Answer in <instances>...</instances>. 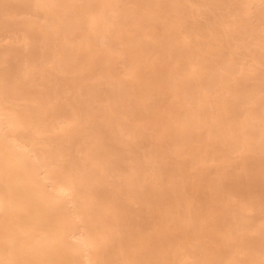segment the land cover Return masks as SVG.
<instances>
[{
  "label": "bare ground",
  "instance_id": "bare-ground-1",
  "mask_svg": "<svg viewBox=\"0 0 264 264\" xmlns=\"http://www.w3.org/2000/svg\"><path fill=\"white\" fill-rule=\"evenodd\" d=\"M17 1H19V3H21L23 5H28L31 2L30 3L31 6L28 5V6H30V13L32 15H36V16L41 14L40 18L43 19L42 24H40L41 19L39 22L34 18H31V19L28 18V19H26V21L23 20V22L25 21V23H27L29 25V30L27 32L30 36L29 38L32 41L34 40L36 42V40H37L39 42L41 52L38 56L42 60L46 61L47 57H45V56L51 55V60H49V62L50 61L55 62L53 66H55V64H56V68L60 71L59 73H62L61 71H66V69H67L66 66H69V67L73 68L72 70H70V71H73V73L75 70L81 71L80 74H82V77H85L86 73L88 72V71L84 72L83 71L84 69H86V70L93 69V66L91 68L90 64H92V65L96 64L95 58L98 55H97L96 49L94 47L95 45H97V43L95 44V41L98 37H103V32L107 28L114 26V23L116 22V23H120V25L122 24L124 27H126V29L128 26V30H129V29H133L132 28V27H134L133 25L138 27L137 22L140 21V19L138 17L137 18L134 17L136 19V20L134 19L135 22L132 21L133 17L131 18L132 20L130 19L132 12L129 16V13L131 10L129 11V13H126V10L124 11L122 8L120 10H122L123 12L120 15L117 12L116 14L118 17L114 16V13L118 10L117 2H119V1L121 2L122 0H101V2H100L101 9L105 8V4H103V3L106 1H109V4H107L108 6L106 9V13L100 9V12H99L100 14H98V17L94 16L90 20H88V19L85 20L87 26L82 23L85 27L84 26L81 27V29L82 28H84V29L81 30L82 32L79 35L80 37H78V35H77L78 40H76V42L73 40L74 45L69 44V46L72 45V47H70V48L64 47L67 44L66 43H65L66 45L63 44L62 39H61V41H62V44L64 46L58 45L56 47V45H57L56 43L59 42L60 38H61L60 37L61 35H59V37H60L58 39L59 41L57 40L58 36H56V35L58 34V32H60V34H62V35L64 33V35L66 36L65 37L63 35L64 38H68L67 32H64V31H67L69 28L71 29L70 26H72L74 28L77 22H78L77 25L80 26L81 23H79V21L81 22L83 20L82 18H80L81 16H83L82 12L80 15V12H79L80 10L78 8H76V6L73 4L74 0H17ZM202 1H205V0H201V2ZM217 1L219 3L220 0H211V2H213V3H216ZM257 1H258V3H259V1H261L262 6L261 7L259 6L260 8L256 13L259 12L260 17L264 21V0H249V2L251 4L255 3ZM132 2H134V4L132 3L134 5V6H132V8H134V9H132L133 15L134 14L136 16L140 15L142 18H143V16L148 17V18L149 17L153 18V16L155 15L154 14L155 10H154L153 6L156 5L158 7L157 9L158 10L160 9V11H162V14H160V16L162 17V19L164 21V19L168 16V10L172 9L174 14H175L174 22H176V24L174 22H170V24L163 25L162 28L164 30L162 31L161 36L152 37L155 40L153 39L151 44L149 42L147 43V42L141 41L142 43H138L139 41L138 42L136 41L137 45H134V43H132L134 45V47L132 45H131V47L126 46V47H129V49L123 46L124 48H122L121 51H122V53L124 51V53L126 54V58H124V59L122 58V59L125 60L126 63H128V69L127 70H129L132 73L133 78L131 77L132 79L130 81L128 80L129 82H127V81L123 82V81H120V79H117L118 80L117 82H115L116 80L114 82H112V84L114 86L112 87L113 89L111 92H113L114 96L111 94L112 95L111 100H118V97H120V100H121L122 99L121 95L123 94L122 92H124V91L127 92L128 94L132 95L134 92H136L137 89L139 91L144 90L145 84H146V86L149 85V86H147V88H151L153 85L160 87L162 90L161 91L159 90V92L161 93V95H163V94L168 93L166 90V87H168V85H170V83L175 84L176 86H178L180 88V90H176V91L174 90V92H172L175 95L174 97H176V98L181 97V96L187 97L186 99H189L188 100L189 102H191L190 100L194 99L195 103H196V106L194 109L196 111H198V117L196 116L197 119L193 118L194 120L190 119L189 116L192 115L191 111H193V110H190V109L186 110L185 109L188 112V114H190V115H188V117H186L184 119H181L185 115V114H183V116L180 118L181 120H179V118H178V121L177 120L174 121V122L177 121L176 124L178 125L177 127H179V128L175 127V129L172 128L171 131L169 130L171 132V135H172L171 137H173L175 139H179L177 142L180 141L181 144L183 143V144L188 145L186 152H188L189 154H192V157H190V160L193 157L196 159V161H194L193 163H196V162L204 163L205 161L208 162L209 159L211 158V156H213L212 155L213 152L220 151L219 149H221V148L218 149V148L213 147L214 145L212 146L213 143L211 144V141H212L211 140L210 143L207 142V143H209V144H207L209 146L206 147L204 145L205 148L204 149L202 148L203 154H201L200 153L201 150L198 152L197 150L194 149V147L191 148L190 144H188L187 142L190 139H192V137L194 136V132H193L194 128L196 130V128H199L200 126H202L203 118L208 113V110L205 109L206 107L204 108L205 105L202 107L201 103L204 101L206 103H209L210 100L208 99L209 97H208V94L206 93V91L202 90L203 92H201L200 90H197V91H194V93H189L188 90H187L188 92L186 91V87L190 86V84H189V82H187L188 79H182V77L184 75L183 76L180 75L181 77L177 78L180 74V71H181L180 67L182 66V65L179 66L178 62H179V60H183V62H187L188 60L191 59V57H192V60L194 59L193 61L190 60L188 63H191V66H193V67L196 65L198 67V72H197V75L196 76L193 75L194 78L191 77L192 79L189 81L191 83V86H195L197 88L200 87L202 85V83L203 84H209V83L212 84V82L215 79L223 80L225 78L224 76L226 74H228V72H230L229 70L231 69L230 68L231 65L230 64L223 65V63H222L223 66H220V65H218V63H219L218 61H217L218 62L217 65H215V66H212L213 64H211V65L206 64L204 62V61H206V59L200 60V58H199V55L201 54V53L199 54L200 50H198L200 43H197L195 41L193 43V40L188 39L191 37H188L187 38L188 40L187 39L185 40L183 38V40H185V41H182V43L184 44V46H185V44H187V46H190V47L187 48L186 50L182 49L183 51L180 50V52L178 54H176V57H177V59L175 60L176 66L171 64V66H169L167 69H165L166 72H164V74H165L164 76H162L163 71L160 72V70H158L156 68V66H153L154 68L151 69L152 72L150 71V75H149L150 77L149 76H147L145 78L142 77L143 74L140 75L139 74L140 71L137 72L138 71L137 68H138V66L140 67V65H142V63H143L142 57L144 56V54L146 52H148L152 47H154L155 46L154 44L158 41H161L159 43H162L164 41L167 44V42L170 41V39L174 38L173 35L175 36V33H176L178 27L181 26L184 22H186L185 15H188L190 12L193 14V12L191 9L188 10V8H187V10H186V8H184V6L182 7V5H180L181 4L180 0H134ZM191 2H194V1L191 0ZM213 3H211V4L208 3V4L212 5ZM13 4L15 5V3H13ZM13 4H11V5H13ZM17 4H18V2H17ZM199 4H200V1H199ZM203 4H205V3H203ZM224 4H223V6H224L223 10L226 6V3H224ZM214 5H212V6H214ZM78 6L80 7V5H78ZM218 6L220 8V5H218ZM248 6H249L248 8H250V4ZM194 7H196V5ZM17 8L18 7H15V9H17ZM55 8H56V10H55ZM82 8H84V7H82ZM207 9H209L208 6H207ZM221 9H222V7H221ZM247 10H244L243 13H248ZM231 11H232V9H231ZM194 12L196 14V11H194ZM201 13L199 12V14H201ZM232 13H234V12H232ZM238 13H239V11H238ZM112 15L116 19L115 21L112 20V18H111V17H113ZM157 15H158V13H157ZM193 15H191V16H193ZM244 15H246V14H242V16H244ZM256 16H257V14H256ZM245 17L243 19H245ZM0 18H1V16H0ZM155 19H157V18H155ZM236 19H238V18L236 17ZM2 20H4V19H2ZM143 20H144V18H143ZM145 20H146V18H145ZM239 20H241V19H239ZM141 21H142V19H141ZM263 21L261 20V24ZM17 22H16V24L22 23L21 21L18 23ZM246 22L247 21H245V23ZM0 23H2V21ZM3 23L5 24V22H3ZM71 23H73V24L70 25ZM164 23H166V21H164ZM139 24H143V23L139 22ZM148 24L149 23H147V25ZM232 25L234 26V30H235V28L236 29L238 28L237 31H239V34L241 32L246 33V32H244L245 30H251L253 32V29H254L253 27H252L253 29L252 28L249 29L252 25L248 26V24L240 25V24L234 22V24H232ZM17 27H19V25ZM152 27H153V25H152ZM113 28H111V29H113ZM123 30H124V28L121 31L120 30L119 31L122 32ZM191 30L194 31L193 29H191ZM224 30H226V29L224 28ZM61 31H63V32L61 33ZM226 31H228V29ZM210 32H212V31H210ZM194 33H195V35L199 34L196 31H194ZM228 33H230V32L228 31ZM118 34L120 35L121 33H118ZM23 35H25L26 38H28L24 32H23ZM114 35H117V34H114ZM212 35L216 36V34H214L213 32L211 33V36ZM229 35H231V34H227V35H225V37L229 36ZM241 35H243V34H241ZM253 36L254 35H252V37ZM72 37H69V38H72ZM113 37H114L113 38L114 40L119 38L118 36H116L117 37L116 39H115V36H113ZM235 37H233V39ZM254 37H256V36H254ZM262 37H264V36H262ZM68 39H66V40H68ZM119 39H117L116 41H120ZM122 39H124V38L122 37ZM258 39L255 41H257L256 44L259 45ZM31 40H30V42H32ZM66 40H64V42ZM124 40H126V39H124ZM124 40H123V42H125ZM129 40L131 41L132 38H130ZM222 40H223V38H222ZM222 40H218L215 38L213 40V44L214 43L217 44L218 41L221 42ZM224 40H225V38H224ZM70 41H71V39H70ZM225 41L227 42L228 39H226ZM225 41H224V43H225ZM28 42H29V40H28ZM68 42H69V40H68ZM120 42L122 43V41H120ZM259 42H260V39H259ZM60 43H58V44H60ZM100 43H102V41ZM261 43L264 44V39L261 40ZM213 44H212V42H211V44L209 43L208 47H211ZM26 45H28V44H26ZM169 47H170V45H169ZM169 47H167V48H169ZM259 47H261V46H258V48H255V49L260 50ZM13 48H14L13 46L12 47L8 46V47L4 48V51L2 52V54L3 53H6V54H4L3 56H6L8 54L7 52L13 50ZM107 48H108V46H107ZM109 48H111V47H109ZM194 48L197 49V51H194ZM261 48L264 49L263 47H261ZM16 49H14V50H16ZM119 49H120V47H116L115 48L116 52H117V50H118V52H120ZM201 49H202V47H201ZM255 49H254V52H251L252 49L250 50V52L252 53L251 54L252 57H250V58H252V60L255 63H257V62L260 63L262 60L264 61V58H261L262 60H260L261 56L264 57L263 56L264 50H260V51H263L262 55H261L260 51L257 52V51H255ZM2 50L3 49L1 47V51ZM14 50L11 52L12 53L15 52ZM97 50H99V49H97ZM105 51L107 53L106 49H105ZM105 51H103V53H105ZM112 51H113V49H112ZM99 52H100V50H99ZM110 52H111V50H110ZM110 52H109V54H110ZM26 53L28 54L29 52H26ZM103 53H102V55H103ZM238 54H240V53H238ZM24 55L26 56V54H24ZM27 57H29V56H27ZM100 57H102V56H100ZM100 57H98V59H99V60L97 59L98 61H100V59H101ZM30 58H31V55H30ZM27 59H29V58H27ZM109 59H110V57L107 58V61H109ZM111 59H113V58H111ZM6 60L4 57L3 61L6 62V64L10 65V63H7ZM24 60H26V59H24ZM74 61H77V62L79 61L81 63V66H79L78 68L75 67V65L72 64ZM150 61H151V59H150ZM27 62H28V60H27ZM28 64H30V61ZM105 64H107V63H105ZM215 64H216V61H215ZM4 65L2 68H4ZM147 65H145V66H147ZM151 65H153V64L151 63ZM261 65L263 66L264 64H262V62H261ZM30 66H32V65L30 64ZM33 66L36 67L37 64L33 63ZM254 66H256V65H254ZM6 67H8V66L6 65ZM50 67H52V65ZM106 67H108V66H105V69H106ZM39 68H41V67H39ZM101 68L104 70L103 67H101ZM190 68H192V67H190ZM244 68L247 69L246 67H244ZM8 69L9 68H7L6 70H8ZM52 69H54V67ZM57 69H56V71H57ZM108 69H106V71ZM194 69L196 70V68H194ZM218 69L220 70V72L218 74H216V71ZM6 70H5V68H4V70L0 69V80L4 77L7 78ZM40 70H42V69H40ZM45 70H47V69H45ZM99 70L101 73H103V70L102 71H101V69H99ZM250 70H252V69H250ZM256 70L258 71V68ZM31 71H33V70L31 69ZM187 71H189V70H187ZM257 71H256V73H257ZM48 72H49V70H48ZM111 72H113V71H110L109 73H111ZM195 72L196 71H194V73ZM258 72L260 73V71H258ZM39 73H40V76L43 75V74H41V72H39ZM51 73H53V72H51ZM83 73L85 75H83ZM88 73H90V71ZM106 73H104V75ZM185 73H186V70H185ZM263 73H264V71L262 72V74ZM20 74H22V73H20ZM29 74H31L30 73V67H28V69H26L24 71V74H22V75L29 77ZM48 74H47V76H48ZM96 74H97V72H96ZM32 75H33V73H32ZM250 75L252 77V73ZM185 76H186V74H185ZM259 76L260 77H258V75H257V77H258L257 79L259 80L258 82L263 83L264 82L263 76L262 75H259ZM227 77L225 79H227ZM243 77H245V75ZM246 77L248 78V76H246ZM6 78L4 81L5 82L4 85L7 83ZM21 78H23V77H21ZM20 79L15 80V81L14 80H7L10 83L12 81H14L11 84L9 83V85H7V86H4V85H2V83H0V264H147V263H149V264H197V263H200V264H221L220 261L217 260V258H221V256H218L219 252H221L220 249L224 245H230L228 243L233 239L235 240L234 236L238 240L242 241V244H241V243H238V240H237L236 246L240 247L242 252L248 253L249 256H251L250 251L254 252V250H255L254 245L258 241V239L262 238V237L264 239V204H261L262 202L258 201L257 205H253V204H255V202L252 203V201L249 200L248 197L247 198L246 197L245 198L239 197V198H237V199H239L238 202L233 200L232 203L227 199H225L224 201H221L222 202V205H220V207H222V209L220 210L221 213H218L214 218L211 216V218L213 219V220H211V221H213V224L211 223L210 224L211 226L209 225V227L206 226L207 224L206 225H203V223L201 224V221L199 223H191L190 222L191 224L188 221L189 225H187L185 227L182 225V228L180 226H176V223H175L173 225L174 227H172V229L179 227L178 228L179 230L175 231V233L172 231L173 233L171 232V233L166 234V231L163 232V228H162L161 229L162 235H160L162 238L157 237L154 239V237L152 238L150 235H148V233L146 234V232H142L143 234L139 233L140 230H138V229H137L138 231L134 232V234L130 231L127 232L126 230H124L120 227L121 225L119 223H117L118 222V221H116L117 219L113 220L114 223L110 222L111 220L110 221L107 220V222H106L104 218L102 219V216L104 214H101V209H100L101 208L100 206L103 205V204L100 205V201L102 200L100 197L103 195H101V192L98 191L99 195H101V196H98L96 194L97 191L96 192L92 191L94 189L93 188L91 189L90 183L92 182V184H93L94 181H97V182L103 181L104 176H106V174L109 171V168L111 167L110 165L114 164L113 162H115L116 159H114L112 156H108V154H106L108 152L103 153L104 151H102V152L98 151L99 149H97V148H99L100 146L98 145V147H96L97 146L96 144L101 145V143H97L99 138H95V139H98L97 142H95L96 148H94V146L93 147L89 146V148L87 149L90 152L89 156H90V160L92 163V167L88 168V171H86L84 174L81 173L82 174L81 175V174L77 173V170H78L77 165L74 166V164H76V162L74 164H71V165L63 164L61 162V159H62V156H65L64 155L65 153L63 152L64 146H62V144L64 141H66V140H63V138L67 137V139L70 140V142H71V140L75 139L76 134H77V136L80 135L79 131L82 128L78 129V126H76V128H77L76 129L75 127H73L72 124H71L72 125L71 127H73V128H70L69 127L70 123H69V126L68 127L66 126V128L63 129L61 134H58L59 133L58 132L56 135L54 134V136L53 135L47 136V137L45 136L44 138H43V136H42V138H40L41 136L39 138L37 136L34 137L33 136L34 133L40 134L42 131L45 130L44 127H45L46 122H45V119L43 118V116H44L43 114H47V115L51 116L55 111L52 110L53 108H51V105L49 107H47L48 105L46 104L47 102L45 101L46 96L44 95V92H43V94L41 92L36 93L38 95H36L35 98H33L34 103L32 105L31 104L26 105L25 103H24V105H21L22 103L19 105L17 102H12L11 97H13V95H15L17 93V91L22 90L23 87H25V84H26L25 78H24V81L20 80ZM64 79H65V77H64ZM253 79H255V78L252 77V80ZM61 80H62V78H61ZM0 82H2V81H0ZM255 82L256 81H254L253 83H255ZM64 83H66V82H64ZM83 83H84V81H83ZM77 84H78V82H77ZM240 84H241L240 82L235 80L232 84H230L229 87H227V88L225 87L226 90H224V91H228L232 95V97H233V94H238V97L234 96L233 100H227L225 98H221V100H217V99L213 100L212 99L213 100V102H211L212 105L209 104L210 107L212 106V109H210V111H209V116H210L209 118L212 121L209 122L208 125L209 126L216 125L214 123L215 120H230V121H228L229 123L225 121L227 123V124L225 123V125L227 127L226 126L223 127L222 123H220V125L222 124L221 126H218L214 130H212L211 128L209 130V127H208V133H209V135L210 134L213 135V137L215 138L214 140H216V141L222 140L224 145L228 146L231 150H232L233 146H239L240 145L241 147L245 148L244 150H247L246 152H248V150H252L254 152V150H256V149H258V151L259 150L264 151V97L260 98L259 100H255L253 102L254 106L240 107L244 111H247L249 116L254 117V118H258L260 120V125L258 128H254L253 126H250L249 129L246 128L247 130L245 129V131L242 134L239 132V130L237 131V129L234 130L232 128V123H231L232 121L231 120H233V118H234V116H233L234 112L233 111L236 110V113L238 114V111H237L238 109L236 107V103L239 101V103H237V104L240 105L242 100H243V97L241 98V96H246V95L240 96L239 93H236V92H238V87ZM255 84H257V83H255ZM71 85H73V84H71ZM92 85H93V83H92ZM28 86H29V84H28ZM85 86L86 85H84L82 87H85ZM82 87H79V88H81V92L83 91ZM89 87H88V89H89L88 91H90ZM110 88H111V86H110ZM126 88L130 89L129 92L125 90ZM54 89H55V87H54ZM54 89H52V90L54 91ZM91 91H92V89H91ZM91 91H90V93H92V92L94 93V91H92V92ZM106 91H104L103 94H105ZM22 93H24V92H22ZM22 93H20V94H22ZM110 93L107 96H109ZM75 94L77 95V92H75ZM88 94H89V92L86 95L87 97H88ZM152 94L155 95V93H152ZM230 94L228 96H230ZM96 95H98V94H96ZM111 95L109 96L110 98H111ZM226 96H227V94L225 95V97ZM23 97H24V94H23ZM123 97H125V96H123ZM159 97L160 96H153L156 104L160 100ZM72 98H73L72 101H74L76 96L71 97V99ZM235 98H237L238 101ZM125 100L129 101L127 98ZM183 100H185V99H183ZM202 100H204V101H202ZM87 101H89V100H87ZM122 101H123V99L121 100V102ZM177 101H178V99L176 100V102ZM188 101H186V102H188ZM235 101H237V102H235ZM75 102L76 103H74V102L73 103L77 105L76 99H75ZM78 103H79V101H78ZM114 103H117V102H114ZM124 103H126V101ZM106 104L108 105V108L106 110L110 111L112 113V116L109 117V116L105 115L104 118L106 120H112V122L110 121L112 124L110 123V125L105 126V128L106 127L109 128L110 131H108V132H112L115 134L116 130L119 129V131H120V129H122L121 128L122 127L121 122L118 121V115L116 112L117 108H114V106L111 103L109 104L107 102V103H105V105ZM71 105H73V104H71ZM76 105H73V106H76ZM242 105L243 104H241L240 106H242ZM127 106H128V103H127ZM76 107H80V105H77ZM90 108H93V107H90ZM102 108L103 107H101V109ZM56 109H58V108H56ZM72 109H74V108H71V112H72ZM241 109H239V110H241ZM79 110H81V109H79ZM95 111H97V110H95ZM172 111L177 112V110H175V109ZM228 111L231 112V115ZM86 112H88V110ZM124 112H126L127 114L129 113L127 111H124ZM222 112L223 113L228 112V115H230L228 117V119L224 118L225 115H222ZM57 113H59V111H57ZM75 113L77 114L76 111H75ZM78 113H80V111ZM85 113H84V115H86ZM126 113H123L124 118L126 117L125 116ZM194 114H195V112L193 111V116H194ZM67 115H69V114H67ZM144 115L145 114H143V117H144ZM49 116H47V117H49ZM61 116L64 117V115H61ZM76 116L78 117V115H76ZM86 116H90V115L87 114ZM86 116H84V118H82V119L86 120L85 119ZM130 116H132V115L130 114ZM140 117H141V115H140ZM51 118H52V116H51ZM59 118H60V116H59ZM73 118H70L68 120H70V122H72ZM126 118H128V116ZM144 118H147V117H144ZM62 119H60L61 126L59 125V128L62 127V122H63V121H61ZM92 119H94V118H92ZM141 119H142V117H141ZM54 121H55V123H58L57 121H59V120L57 118V120H54ZM67 122H69V121H66L65 123L67 124ZM74 122H72V123L74 124ZM76 122H78V121H76ZM104 122H106V121L103 120V123ZM76 124H79V123H75V125ZM122 124L124 125V123H122ZM173 124L175 125V123H173ZM136 125L137 124L135 123V126ZM142 125H140V128ZM206 125H207V123H206ZM88 126H90V124H88ZM132 126L133 125L131 124V127ZM126 127L128 129V127H130V126H126ZM171 127L172 126H170V128ZM90 128H91V126H90ZM107 128L105 129L106 131H107ZM212 128H214V127H212ZM87 129H85L84 134L88 131ZM136 129H138V127H136ZM46 130H48V129H46ZM93 130L91 128V132L93 131V133L95 132V130L99 131V130H97V128H94V127H93ZM101 130H102V128H101ZM196 131H198V130H196ZM91 132L89 131V134ZM108 132L106 133L107 135L109 134ZM93 133H92V135H94ZM100 133H102V132H100ZM42 134H43V132H42ZM137 134L138 133H136V136H137ZM139 134H141V133H139ZM240 134H241V136L243 135L241 138L242 140H240L241 142L236 143ZM63 135H65V136H63ZM88 135H86V137H88ZM90 136L91 135H89V137H88L89 139H91ZM80 137L84 138V136L82 137L81 135H80ZM97 137H98V135H97ZM252 137L256 138L255 145H253L251 143L250 138H252ZM107 138H109V137H107ZM112 138H109V141H111L110 139H112ZM100 139H101V137H100ZM80 140H82L81 142H83V139H79V141H77V142L80 143ZM103 141L104 140H102V142ZM177 142H176V144H178ZM108 143L110 144V142H108ZM73 144H75V143H73ZM91 144H93V143H91ZM102 147H107V146L102 145ZM177 147L178 146L176 145V147H174V148H177ZM181 147H182V145H181ZM107 149H108V147H107ZM179 149H181V148H179ZM79 150H81V149H79ZM114 150L117 151L118 148H117V150L116 149H114ZM131 150L133 151V149H131ZM241 150H239V152H241ZM105 151H107V150H105ZM118 151L120 152V150H118ZM118 151L116 152L117 154L119 153ZM174 151H178V150H174ZM223 151H227V150L224 149ZM109 152H113V151H109ZM84 153L86 154V151ZM134 153H132V154H134ZM174 153H176V152H174ZM117 154L114 155L115 158H116ZM224 154H225V152H223L217 156H220V157L225 156L226 154L225 155ZM229 156L227 154L225 156V157H227L226 159H229L228 158ZM208 157H210V158L208 159ZM239 157H240V155H239ZM249 157H250V155L249 156H242V158L240 157V160L242 161L240 163L241 164L242 163L247 164L250 162V160H252L251 163H253L255 160L253 158L249 160ZM224 159L222 161H224ZM219 160L221 161V159H218V161ZM240 160L238 159V161H240ZM136 161L134 160L135 164L138 163ZM227 161L228 160H226V162ZM237 163H239V162H237ZM256 163L257 164L263 163L262 165H264V158H263V160H261V159L258 160V162H256ZM222 164H223V162H220V166ZM132 165H134V164H132ZM178 165H176V166L178 167ZM200 165H202V164H200ZM204 166H205V164H204ZM216 166L219 167V165H216ZM243 166H244L245 170L248 168L246 165H243ZM179 167L178 168H171L172 170L170 169V171L179 172L180 171ZM245 167H247V168H245ZM130 168H131L130 171H128V172L126 171V174L124 173L125 176L123 175V177H124L123 182L125 181L124 183H126L129 186V188L132 187V189H129L130 190L129 192H130V195L132 196V198L137 197L136 198L137 202L140 199L149 205L153 202V200H155L156 196H158L159 197L158 199L161 201V199H162V198H160L161 195L163 197V195L168 194V193L160 194L163 190H162V188H159V186H158L159 190L161 189L162 191L159 192V194H157V191H159V190H157V187L154 186V183L157 184V181H156L157 179L154 180L153 182H149L147 180L149 182V183H147V182H145L146 181L145 179H148V178L146 177V175H143V178H142L141 170H139L140 169L139 167L131 166ZM197 168H199V166ZM197 168L195 169V170H197V171H195L197 173L196 174L192 173V174H194L192 176L189 174L190 177L185 176L186 174L183 175L181 172H179L180 179L178 180V182H180V188L172 189L168 195H165V196H169V198H172L173 202L170 204H172L171 206L174 208V210H171L172 209L171 208L169 211H162L161 208L159 209V206H160L159 202L156 203L157 200H155V203H156V205H158V207L157 208L154 207L155 208L154 210H155V212H157V211L159 212V216H157V217L155 216V217L157 219H159L161 222H165L167 220H172V221L175 220V218L177 217L175 215L180 212V211H178V208H180V207H181L180 210L183 209L182 211L186 212V213L185 212H182V213H185L186 216H188L189 218L192 217L193 213L194 214L198 213V212L195 213V211L192 212L194 210V207L192 209V206H191L192 202H197V196L195 199V195H197L198 193H205V191H204L205 189H208L211 192H213V191L220 192L221 191V189L219 188V186L217 184V183H220V180L218 179V177L220 178L221 176H218V174H217L218 177L216 179H214L215 181H213V183L208 182L210 184H207V185L204 184L203 185L202 180H204V178L206 179V176H207L206 172L208 170V167L204 168L202 166L199 169H197ZM241 168H243V167H241ZM244 169H242V171L245 172L246 175L250 174L249 170L245 171ZM211 170H213V169H211ZM211 170H209V173ZM156 171H157V169H156ZM156 171H154V173ZM217 171H218V169H217ZM219 171H221V170H219ZM156 173L152 174V176L156 175ZM214 173H219V174H222V176H223L224 175L223 173H225V172L224 171L222 173L216 172V169H215L212 174H214ZM171 174H172V172H170L169 180H167V182H166L167 184H169V183L172 184L174 182L175 183L177 182L173 179L174 177ZM215 176H216V174H215ZM152 178H154V177H152ZM156 178H157V176H156ZM209 178H208V180H209ZM221 180L223 181L222 178H221ZM161 182L162 181H160V184L163 185V183H161ZM163 182H164V180H163ZM205 182H207V180H205ZM158 183H159V181H158ZM123 186L125 187V184H123ZM128 186H126V187H128ZM162 187H165V186H162ZM122 190L126 191V188H123ZM165 191H163V192H165ZM89 192H91V194L93 193V195H92L93 198H91L92 199L91 201L88 200L90 198V197L88 198ZM123 193H124V191H123ZM126 195H127V193H126ZM199 195H198V197H199ZM208 196H209V198L211 197L209 195V193H208V195L204 194V197H208ZM127 197H129V196H127ZM218 197L221 199V197L219 195H218ZM218 197L215 196L213 199L214 200H215V198L218 199ZM163 199H165V197ZM102 202H104V201L102 200ZM94 204H98L97 206H99V208L97 210L93 208L92 205H94ZM103 206H105V204ZM107 206L108 205H106V208H107ZM108 207H110V206H108ZM151 207H153V206H151ZM210 207H209V210H210ZM220 207H219V209H220ZM104 208H102V209H104ZM140 210H142V208ZM145 210H148V206L146 207ZM250 210H255V212L257 211V213L260 214V217L254 218V216H252V214L250 215L249 213H246V214L243 213V212L250 211ZM142 211L144 212V210H142ZM145 212H147V211H145ZM207 212H208V209H207ZM218 212H219V210H218ZM229 213H231V218H232L231 220H228V218L225 217L226 214H229ZM198 215H199V213L197 214V216ZM204 215H206V217L204 216L205 218L210 217L207 214H204ZM197 216H195L196 219H194V217H192L190 221H192V219H194V221L197 220V222H198L201 218H203L202 217L203 215H201V216L199 215L200 218H197ZM118 217L120 218V216H118ZM103 220L105 222H102ZM121 220H123V218ZM183 220H185V219H183ZM157 221L158 220H156V222ZM160 221H158V222H160ZM228 221H231V223L233 225L238 227V229H236L234 233L231 232L230 230H228V227L226 228L227 230L224 229L225 231H223L222 229L221 230L219 229L218 224H222V225L224 224L223 226H225ZM156 222H154V224H153V222H151V223L154 225V227L158 226V228H159V225H157L159 223H156ZM128 223H130V222L128 221ZM139 223L141 225L143 224L141 222H139ZM132 224H134V222ZM152 224H151V227H152ZM134 225L136 226V225H138V223L136 222V224H134ZM134 225H132L131 227H133ZM227 225H228V223H227ZM140 226H139V228H140ZM217 226H218V228H217ZM225 227H223V228H225ZM158 228H157V230H158ZM160 228H161V226H160ZM166 229H167V231L170 230V228L168 229V227ZM157 230L155 229V232ZM252 231L257 232L258 233V234L256 233L257 236L256 235L255 236L250 235V233ZM152 233H154V232H152ZM226 233L231 234V236L233 234V236H232L233 239H229L227 244H225L227 241L226 239H228L226 236ZM152 236H153V234H152ZM260 240L261 239H259V241ZM232 244H233V242L231 243V245ZM233 245H234V247H236L235 243ZM260 246L264 247V244L262 243V245H260ZM243 249H244V251H243ZM257 251H258V249H257ZM262 252H264V251H262ZM188 257H191L192 260L189 261ZM187 258H188L189 262L185 261V259H187ZM229 258L232 259L231 255ZM247 259H248L247 260L248 262L244 261V262H241V264H262L261 262L258 261L257 258L249 257ZM239 260L242 261V259H239ZM226 262H228V261H226ZM223 264H224V262H223Z\"/></svg>",
  "mask_w": 264,
  "mask_h": 264
},
{
  "label": "rangeland",
  "instance_id": "rangeland-1",
  "mask_svg": "<svg viewBox=\"0 0 264 264\" xmlns=\"http://www.w3.org/2000/svg\"><path fill=\"white\" fill-rule=\"evenodd\" d=\"M3 1L2 0L0 1L1 2L0 3V16H1L0 22L2 21V23H0V52H1L0 53V57H1L0 58V62H1L0 63V65H1L0 69L1 70H4V68H5V70L7 68H9V69L6 70L7 78L6 77L2 78L0 80L2 82H0V83H2V85H4V83H5L4 81H5V78H6V82L8 84L6 83L4 86H7L10 83L7 80H14L15 81V80H19L21 77H23L20 80L24 81V78H25V81H26L25 83L26 84L28 83L29 86H28V84L27 85L25 84V87L27 86L26 87L27 89L25 87H23L22 90L17 91V93L15 95H13V97H11L12 102H17L19 105L21 103H22L21 105H24V103L26 105L27 104L28 105H30V104L32 105L34 103V99L33 98H35V96L38 95L36 93L37 92H41L43 94V92H44V95L46 96L45 97V101L47 102L46 104L48 105V106L47 105L46 106L49 107L51 105V108H53L52 110L55 111L51 115L52 118H51V116H49L47 114H43L44 115L43 118L45 119V122L47 124V125L45 124V127H44L45 130L42 131L43 134H42V132L40 134L37 133L38 135L34 133L33 136L34 137L37 136L38 138L40 136H41L40 138H42V136H43V138H44L45 136L46 137L47 136H52V135L54 136V134L56 135L58 132H59L58 134H61L63 129L66 128V126L67 127L69 126V123H70V126H69L70 128H73V127L76 128V126H78V129L82 128V129H80V131L79 130L78 131H79V134L82 137L84 136V138H81L80 135L77 136V134H76L75 135V139L71 140L72 143L70 142V140L67 139V137H65V138H63V140H66V141L63 142L64 145L62 144V146H64L63 147V150H64L63 152L65 153L64 154L65 156H62L61 162L63 164H66V165H71V164H74L76 162V164H74V166L77 165V167H78L77 173L78 174H81V173L84 174L86 171H88V168L92 167V163H91L90 156H89L90 152L87 150L89 148V146L90 147L94 146V148H96L99 145L100 147L97 148V149H99L98 151H100V152L104 151L103 153L108 152V153H106V154H108V156H112L114 159H116V161L113 162L114 164L111 163L112 165H110L111 167L109 168V171L106 174V176H104L103 181H101V182L94 181L93 184H92V182L90 183L91 189L92 188L94 189L92 191H94V192L97 191L96 194L98 196L103 195V196L100 197L104 201V202H102V200H101L100 201V205L101 204H103V205L105 204V206H103V205L100 206L101 207L100 208L101 209V214H104L102 216V219L104 218L106 222H107V220H109V221L111 220L110 222H113V220L117 219L116 221H118L117 223H119L121 225L120 227L122 229L126 230L127 232L130 231V232H132L134 234V232L140 230L141 232L139 231V233L143 234L142 232H146V234L148 233V235H150L152 238L154 237V239H155L157 237L158 238H162L160 236V235H162V232H161L162 228H163V232L166 231V234L171 233L172 231L175 233V231L179 230L178 229L179 227H176L175 229H172V227H174L173 225L175 223H176V226H180L182 228V225L185 227V226L189 225L190 222L191 223H199L201 221V224L202 223H203V225L207 224L206 226L209 227V225L211 223L213 224V221H211V220H213L211 218V216L214 218L218 213H221V211H220L222 209V207H220V205H222L221 201H224L225 199L229 200L232 203L233 200L238 202L239 199H237V198H239V197H241V198L242 197L243 198H245V197L247 198L248 197V199L251 200L252 203L255 202V204H253V205H257L258 201L262 202L261 204H264V165H262L263 163L262 164L261 163L260 164L256 163L260 159L263 160L264 151H260V150L258 151V149H256V150L253 149L254 152L252 150H248V152H246L247 150H244L245 148L241 147L240 145L239 146H233L232 150H231L228 146L224 145L222 140L216 141V140H214L215 138L213 137V135H211V134L209 135V133H208V127H209V130H210V128L212 130H214L215 128H217L218 126H221L222 124H223V127L226 126L225 123L230 121V120H215L214 123L217 126L216 125H213V126H209L208 125V123L212 121L209 118L210 117L209 116V111H210V109H212V106L210 107V105H212L211 102H213V100H215V99L221 100V98H225L227 100H233L234 96L238 97V94H233V97H232V95L228 91H224L235 80L241 83L239 85V87H238V92H236V93H239L240 96L241 95H246L247 97L246 96H241V98L243 97V100H244V101L242 100V102H241V104H243L242 106H240L241 104L240 105L237 104V103H239V101H238L237 98H235L238 101V102L235 101V102H237L236 103V107L238 109L237 110L238 114L236 113V110L233 111L234 113L232 112L233 116L235 118V119L233 118V120H231L232 121L231 122L232 123V128L234 130L237 129V131L239 130V132L242 134L245 131L246 128L249 129L250 126H253L254 128H258L259 125H260V120L258 118H254V117L249 116L247 111H244L240 107L254 106L253 102L255 100H259L260 98L264 97V82L263 83L258 82L259 80L257 79L258 77H260L259 75H262L263 76V80H264V73L262 74V72L264 71V65L263 66L261 65V62H262V64H264V61L261 58H264V57H262V56L260 57V60H262L260 63H258V62L255 63L252 60V58H250V57H252L251 56V54H252L251 52H254L255 48H258V46H261V47L264 48V44L261 43V40L264 39V37H262V36H264V26H263L264 25V21L260 17L259 12L256 13L259 10V8L262 6V2L261 1H259V3L257 1L255 3L251 4L249 2V0H224V1L220 0L219 3H218V1L216 3H213V2H211V0H207V1L205 0V1H202V2H201V0H193L194 2H191V0H180V3H181L180 5H182V7L184 6V8H186V10H187V8H188V10L191 9L194 15L191 12L188 15H185L186 22H184L182 24L183 26L181 25V26L178 27V29H177V31L175 33V36L173 35L174 38L170 39V41H168L167 44L164 41L162 43H159L161 41L156 42L154 44L155 45L154 47H152L148 52H146L144 54V56L142 55L143 56L142 57L143 58V63H142L143 66L140 65V67L138 66V68H137L138 69L137 72L140 71L139 74L140 75L143 74L142 77H144V78L150 75L151 69L154 68L153 66H156V68L158 70H160V72L163 71V75L162 76H164L165 75L164 72H166L165 69H167L169 66H171V64L176 66V62H175V60L177 59L176 54H178L180 52V50H182V49L186 50L187 48L190 47V46H187V44H185V46H184V44L182 43V41H185L188 37H191V38H188V39L193 40V43H194V41L197 42V43H200V46H199L198 50H200L199 54L200 53L201 54L199 55V58H200V60L206 59V61H204L206 64H210V65L213 64L212 66H215L219 62L218 65H220V66H223L225 64L226 65L227 64L231 65L230 66L231 69L229 70L230 72H228V74H226L224 76L225 78L228 76L227 79H225V78L223 80L215 79L212 82V84L211 83H209V84H203L202 83V85L197 88L195 86H191V83L189 81L192 78H194V76H196L197 72H198V67L196 65L193 67V66H191V63H188L190 60H192V57H191V59L189 58L190 60H188L187 62H183V60H179V62H178V65L179 66L182 65V66L180 67L181 71H180V74H179V76L177 78H179V77L184 75L182 77V79H188L187 82H189V84H190V86L186 87V91L188 90L189 93H194V91H197V90H200L201 92L206 91V93L208 94V97H209L208 99L210 100L209 103H206L204 100H202V101L205 102V103L204 102L201 103L202 107L205 105L204 108L206 107L205 109L208 110V113L203 118L202 126H200L199 128H196V130H198V131H196L195 128H194V131H193L194 132V136L192 137V139H190L187 142L188 144H190L191 148L194 147V149L197 150L198 152L201 150L200 151L201 154H203L202 151L205 148L204 145L206 147L209 146L207 144H209L211 140H212L211 144L213 143L212 146L214 145L213 147L218 148V149L221 148V149H219L220 151L213 152V154H212L213 156H211V158L208 157V159L209 158L210 159H209L208 162L205 161L206 163L205 162L204 163H201V162L200 163L199 162L193 163L194 161H196V159L193 157L194 159L191 158V160H190V157H192V154H189L188 152H186L188 145L187 144H183V143L181 144L180 141L177 142L179 139H175V138L171 137L172 136L171 132H170L171 129L172 128L175 129V127L179 128V127H177L178 125L176 124V122L178 121V118H179V120H181V119H184V118L188 117V115H190V114H188V112L186 110H189V109L193 110L195 112V114H196V115L194 114V116H193V111H191L192 115L189 116L190 119H193V118L197 119V117H198V111H196L194 109L195 106H196V103H195L194 99L190 100L191 102H189L188 101L189 99H186L187 97H182V96L178 97V98L174 97L175 95L172 92H174V90L175 91L176 90H180V88L178 86H176L175 84L170 83V85H168V87H166V90H167L168 93L163 94V95H161V93L159 92V90L160 91L162 90L160 87L153 85L151 88H147V86H149V85L146 86V84H145L146 88L144 87V90L139 91L137 89L136 92H134L132 95L128 94L125 91L122 92L123 94L121 95V98L123 99V101H122L123 103L121 102L122 99L120 100V97H118V100H111L112 99V95H113V92H111V91L113 89L112 87L114 86L112 84V82H114L115 80H116L115 82H117L118 81L117 79H120V81H123V82H126V81L129 82L133 78L132 73L129 70H127L128 69V63H126L125 60H123L124 58H126V54L124 53V51L122 53L121 49L126 47V46H130L131 47V45L134 47V45H137L136 43L138 41H139L138 43H142V42H147L148 43L149 42L151 44L152 40L154 39L152 37L161 36V33L164 30L162 28L163 25H165V24L167 25V24H170V22H174L175 14H174L172 9L168 10V16L164 19V21H166V23H164L162 17L160 16V14H162V11H160V9L158 10L157 9L158 7L156 5H154L153 7H154V10H155V12H154L155 15L153 16V18L152 17L148 18V17H144L143 16L144 20L146 18V20L144 21L143 18L140 15H139L140 17L136 16L135 14L133 15V10L132 9H134V8H132V6H134L133 5L134 2H132V1H134V0H122L121 2L120 1L117 2L119 11L117 10L114 13V16H117V14H116L117 12H118L119 15L123 12L122 10H120L121 8L124 11L126 10V13H129V11L131 10L130 13H129V16H130V14L132 12V15L130 16V19L132 17H133L132 18L133 20L131 19L132 21H134V19L137 18V17L140 19V21L137 22L138 27L133 25L134 26V27H132L133 29H129L128 30V26H127V29H126V27H124L122 24L120 25V23H116L115 22L114 23L115 27L111 26L110 28H107L103 32V37H98L96 39V41H95V44L97 43V45H95L94 47H95L96 53L98 55L95 58V60H96V64L95 65L96 66L90 64L91 68L93 66V69H90V70L84 69L83 70L84 72H87V71L89 72L90 71V73L87 72L86 75L83 73V75H85V77H82V74H80L81 71L75 70L74 73H73V71H70L73 68L69 67V66H66V68H67L66 71H61L62 73H59L60 71L56 68V64H55V66H53L55 62H53V61L49 62V60H51V55L45 56V57H47L46 59L48 61L47 60L44 61L38 56L40 54V52H41L39 42L37 40H36V42L34 40L32 41L29 38L30 36L27 33L28 30H29V25L27 23H25V21L28 18H30V19L34 18V19H36L39 22L40 19H41V21H40L41 23L40 24H42L43 23V19L40 18L41 14L37 15L38 16L37 17L36 15H32L30 13V6H31L30 3L31 2L28 4L30 6H28V5H23V4L19 3V1H17V0H3ZM16 1L18 2V4H17ZM199 1H200V4L202 3L201 4L202 6L199 4ZM100 2H101V0H74L73 4L76 6V8H78L80 10L79 11L80 15H81V12H82L83 16H81L80 18L83 19L82 20L83 22L79 21V23H81L80 26L77 25V23H78L77 22L76 23L77 26L75 25L74 28L72 26H70L71 27V29L69 28L70 30L68 29L67 31H64V32H67L68 38L73 36L72 37L73 39L72 38H69V39L68 38H64V36H65L64 33H63V35H64L63 36L62 34H60V32H58V34L56 35V36H58L57 40L60 37L61 38H60V41L58 40L59 42L56 41L57 42L56 43L57 44L56 47L58 45L64 46L63 44H65V43L67 44V45L65 44L66 46H64L66 48L72 47V45L69 46V44H73L74 45L73 42L74 41L76 42V40H78V37H80L79 35L82 32L81 30L84 29V28L81 29V27L84 26L83 24L86 25L85 20H87V19L90 20L94 16L98 17V14H100L99 13L100 9H101ZM13 3H15V5L16 4L17 5L15 6ZM203 3H205V4H203ZM208 3H210V4L213 3L212 5H214V4L215 5L212 6V5H209ZM222 3L223 4L226 3V6H225L224 10H223L224 6H223ZM11 4H13V5H11ZM103 4H105V8H103L101 10H103L106 13V9H107V6H108L107 4H109V1H106ZM249 4H250V8H248ZM78 5H80V7ZM195 5H196V7H194ZM218 5H220V8H219ZM207 6L209 7V9L210 8L211 9L210 10L207 9ZM15 7H18L19 9L18 8L15 9ZM82 7H84V8H82ZM221 7H222V9H221ZM231 9H232V11H231ZM55 10H56V8H55ZM244 10H247L248 13H243ZM194 11H196V14H195ZM238 11H239V13H238ZM199 12L200 13L202 12V13L199 14ZM232 12H234V13H232ZM157 13H158V15H157ZM242 14H246V15L242 16ZM256 14H257V16H256ZM191 15H193V16H191ZM114 16L111 17L113 21L116 20L114 18ZM236 17L238 19H236ZM244 17H245V19H243ZM155 18H157V19H155ZM2 19H4V20H2ZM141 19H142V21H141ZM239 19H241V20H239ZM23 20H25V21L23 22ZM261 20L263 21L262 22L263 25L261 24ZM17 21L18 22L21 21L22 23L21 24H16ZM245 21H247V22L245 23ZM3 22H5V24ZM139 22L143 23V24H139ZM234 22H236V23H238L240 25H244V24H248V26L252 25L249 29H251L253 27L254 28V29L252 28L253 32L251 30H245L244 32H246V33H242L240 31L241 33L239 34V31H237L238 28L237 29L235 28V30H234V26L232 25V24H234ZM147 23H149L150 25L149 24L147 25ZM174 23L176 24V22H174ZM72 24L73 23H71L70 25H72ZM18 25H19V27H17ZM152 25H153V27H152ZM111 28H113V29H111ZM123 28H124L125 31L123 30L122 31L123 33H122L120 31ZM224 28L226 30L228 29V31L230 33H228V31L224 30ZM191 29H193L194 31H196L199 34L195 35L194 31H192ZM210 31H212L214 34H216V36L215 35L211 36L212 32H210ZM23 32L26 35L28 34L27 35L28 38H26V36L23 35ZM62 32L63 31H61V33ZM118 33H121L120 34L121 36ZM114 34H117V35H114ZM227 34H231V35L225 37V35H227ZM241 34H243V35H241ZM59 35H61V36L59 37ZM77 35H78V37H77ZM252 35H254L256 37H254V36L252 37ZM113 36H115V39L117 38L116 36H118L120 39L119 38H117V39L122 41V43L120 41H116L117 39L114 40ZM122 37L124 39H126V40L122 39ZM214 37L216 39H218V40H222V38H223V40L221 41L222 43L220 41H218L217 44H215V43L213 44V40L215 39ZM233 37H235V38L233 39ZM130 38H132L131 41L129 40ZM183 38L185 40H183ZM224 38H225V40L228 39V41L226 42L224 40ZM256 38L260 39V42H259V39H258L259 45L256 44V42H257V41H255V40H257ZM61 39L63 41V44H62ZM63 39L64 40L68 39L69 42H68V40H66L64 42ZM70 39H71V41H70ZM28 40H29V42H30V40L32 42L29 43ZM123 40L125 42H123ZM99 41L100 42L102 41V43H100ZM224 41H225V43H224ZM211 42H212L213 45L211 47H208V44L209 43L211 44ZM58 43H60V44H58ZM132 43H134V45ZM26 44H28V45H26ZM169 45H170V47H169ZM8 46H11V47L13 46L14 47L13 50L17 48L16 50H14L16 53L15 52L12 53L11 51H13V50H11V51L7 52L8 54L6 56H3L6 53L2 54V52L4 51V48H6ZM107 46H108V48H107ZM1 47L3 49L2 51H1ZM109 47H111L113 49V51ZM116 47H120V49H119L120 52H118V50L116 52V50H115ZM167 47H169V48H167ZM201 47H202V49H201ZM261 47H259L260 50H264ZM104 48L107 50V53H106ZM126 48L129 49V47H126ZM97 49H99L100 52ZM110 50H111V52H110ZM250 50H251V52H250ZM260 50L255 49V51H257V52H259ZM103 51H105V53H103ZM108 51L110 52V54H109ZM194 51H197V49L194 48ZM26 52H29V53L27 54ZM262 52L263 51H260L261 55H262ZM102 53H103L104 56L102 55ZM238 53H240V54H238ZM24 54H26V56ZM30 55H31V58H30ZM99 55L102 56L103 58L100 57ZM27 56H29V57H27ZM263 56H264V52H263ZM4 57H5V60L7 59L6 60L7 63H10V65L6 64V62L3 61ZM98 57L101 58L100 61H98L99 60ZM108 57H110L109 61L111 60L110 62L111 63L113 62L112 64L109 61H107ZM27 58H29L30 60L27 59ZM111 58H113V59H111ZM24 59H26V60H24ZM150 59H151L152 62L150 61ZM27 60H28V62H27ZM29 61H30V64L32 66H30V64H28ZM215 61H216V64H215ZM33 63H36L37 66L36 67L33 66ZM105 63H107V64H105ZM151 63L153 65H151ZM222 63H223V65H222ZM72 64L75 65V67H77V68L79 66H81V63L79 61L78 62L74 61ZM253 64L256 65V66H254ZM3 65H4V68H2ZM6 65L8 67H6ZM51 65H52V67H50ZM145 65H147V66H145ZM105 66H108V67H106V69L109 68L107 71L105 69ZM28 67H30V73L31 74H29V77L27 76L28 77L27 78L26 76H23L22 74H24V71L26 69H28ZM39 67H41V68H39ZM53 67H54V69H52ZM101 67H103L104 70ZM190 67H192V68H190ZM244 67H246L247 69H245ZM194 68H196V70ZM257 68H258V71H260L261 74L256 70ZM31 69L33 71H31ZM40 69H42V70H40ZM45 69H47V70H45ZM56 69H57V71H56ZM99 69H101V71L103 70V73H101ZM250 69H252V70H250ZM48 70H49V72H48ZM185 70H186V73H185ZM187 70H189V71H187ZM110 71H113V72L109 73ZM194 71H196V72L194 73ZM256 71H257V73H256ZM39 72H41V74H43V75L40 76ZM51 72H53L54 74L51 73ZM96 72H97V74H96ZM219 72H220V70L218 69L216 71V74H218ZM20 73H22V74H20ZM32 73H33V75H32ZM104 73H106V74L104 75ZM249 73L250 74L252 73V77L255 78L256 80L255 79L252 80V77H251V75ZM47 74H48V76H47ZM185 74H186V76H185ZM256 74L258 75V77H257ZM244 75H245V77H243ZM246 76H248V78ZM64 77H65V79H64ZM61 78H62V80H61ZM14 81H12V82H14ZM83 81H84L85 84L83 83ZM254 81H256L255 83H257V84L253 83ZM64 82H66V83H64ZM77 82H78V84H77ZM92 83H93V85H92ZM71 84H73V85H71ZM84 85H86L85 86L86 88L82 87ZM78 86L82 87V90H83L82 92H81V88H79ZM87 86L88 87L90 86L89 87L90 91L92 89V91H94V93L92 91H91L92 93H90V91H88L89 89H88ZM110 86H111V88H110ZM54 87H55V89H54ZM52 89H54V91ZM125 90L129 92L130 89L126 88ZM74 91L77 92V95L75 94ZM104 91H106L105 94H103ZM22 92H24V93H22ZM88 92H89V94H88V97H87L86 95H87ZM20 93H22V94H20ZM109 93H110V95L112 94L111 98L109 97L110 95L107 96ZM152 93H155V95H153ZM23 94H24V97H23ZM96 94H98V95H96ZM226 94H227V96L225 97ZM229 94H230V96H228ZM73 96L74 97L76 96L75 99L77 101V105H80V107H76L77 105L74 104V103H76L75 99H74V101H72L73 98L71 99V97H73ZM123 96H125V97H123ZM153 96H160L159 97L160 98V100H159L160 102L158 101L157 104H156L155 101H154ZM126 98L129 101L125 100ZM177 99H178V101L176 102ZM183 99H185V100H183ZM87 100H89L90 102L87 101ZM78 101H79V103H78ZM125 101H126V103H124ZM186 101H188V102H186ZM107 102L109 104L111 103L114 106V108H117L116 112H117V115H118V121L121 122V126H122L121 128L122 129H120V131H119V129L116 130L115 134L112 133V132H108V131H110V129L107 128V127H106L107 131L105 130L106 129L105 126L110 125V123L112 122V120H106L104 118L105 115H107L109 117L112 116V113L110 111L106 110L108 108V105L106 104L107 105L106 106L105 103H107ZM114 102H117V103H114ZM127 103H128V106H127ZM71 104L76 105V106H73ZM90 107H93V108H90ZM101 107H103V108L101 109ZM56 108H58V109H56ZM71 108H74L75 110L72 109V112H71ZM79 109H81V110H79ZM174 109L177 110V112H173L172 110H174ZM239 109H241L242 111L239 110ZM87 110H88V112H86ZM95 110H97L99 113L97 111H95ZM57 111H59V113H57ZM75 111L77 112V114L75 113ZM79 111H80V113H78ZM124 111H127L129 113L127 114ZM83 112L84 113L86 112L85 114L86 115L89 114L90 116L84 115ZM228 112L231 115V112L230 111H228ZM228 112H224L225 114L222 112V115H225L224 118H226V119H228V117L230 116V115H228ZM123 113H126L125 116L126 117L128 116V118H126V117L124 118V114ZM67 114H69V115H67ZM130 114L132 116H130ZM143 114H145L144 117H147V118H144ZM183 114H185V115L183 116ZM61 115H64V117L61 116ZM76 115H78V117ZM140 115H141L142 119H141ZM47 116H49L50 118L47 117ZM59 116H60V118H59ZM84 116L87 117V118L85 117L86 120L82 119V118H84ZM69 117L70 118L74 117L73 120H72V122L75 121L74 124L72 122H70V120H68V119H70ZM57 118H58L59 121H57L58 123H55L54 120H57ZM92 118H94V119H92ZM60 119H62L61 121H63L61 128H59V125L61 126ZM103 120L106 121V122L103 123ZM175 120H177V121L174 122ZM66 121H69V122H67V124H66L65 123ZM76 121H78V122H76ZM205 122L207 123V125H206ZM75 123H79V124L75 125ZM122 123H124V125ZM135 123L137 124L136 126H135ZM173 123H175L176 126ZM220 123H222V124L220 125ZM71 124L73 125V127H71L72 126ZM88 124H90L92 130H93V127H94V128H97V130H99V131L95 130V132L93 133V131H94L93 130L91 132V128H90V126H88ZM131 124L133 125L132 127H131ZM140 125H142L141 128H140ZM126 126H130V127H128V129H127ZM170 126H172V127L170 128ZM100 127L102 128V130H101ZM136 127H138V129H136ZM212 127H214V128H212ZM46 129H48V130H46ZM85 129H87L88 131L84 134ZM89 131L91 132L90 134H89ZM100 132H102V133H100ZM107 132L109 133L108 135L106 134ZM135 132L138 133V134L141 133L142 135L143 134L144 135L142 136L141 134H139L140 135L139 136L137 134V136H136ZM92 133L94 135H92ZM88 134L92 136V137L90 136L91 139L88 138L89 137ZM241 134L239 135L236 143L241 142L240 140H242L241 138L243 136V135L241 136ZM86 135H88V137H86ZM97 135H98V137H97ZM63 136H65V135H63ZM100 137H101V139H100ZM107 137H109V138L113 137L114 139L112 138V139H110L111 141H109V138H107ZM78 138L79 139H83V142H81L82 140H80V143L77 142V141H79ZM95 138H99L100 141L98 139H95ZM97 140H98V142H97ZM102 140H104V141L102 142ZM250 140H251V143L253 145H255L256 138L252 137V138H250ZM175 141L179 145L176 144ZM95 142L101 143V145L100 144H96ZM108 142H110V144ZM207 142H209V143H207ZM73 143H75V144H73ZM91 143H93V144H91ZM95 144L97 145L96 147H95ZM175 144L181 149H179L178 147L174 148V147H176ZM180 144L182 145V147H181ZM102 145L103 146H107L108 149H107V147H102ZM117 148H118V150H120V152L117 150ZM79 149H81V150H79ZM114 149H116L120 154L119 153L117 154L116 153L117 151H115ZM131 149H133V151ZM222 149L223 150L225 149L227 151H223ZM105 150H107V151H105ZM174 150H178V151H174ZM239 150H241V152H239ZM85 151H86V154L84 153ZM109 151H113V152H109ZM174 152H176V153H174ZM223 152H225L226 155L228 154V156L230 155L228 157L229 159H226L227 157H225L226 156L225 154H224L225 156H221V157L217 156V155H220ZM132 153H134L135 155L132 154ZM116 154H117V156L115 158L114 155H116ZM239 155H240L241 158H242V156H249L250 155L249 160L253 158L255 161L253 163H251L252 160H250V162L247 163V164H244V163L241 164L240 162H242V161L240 160ZM218 159H221V161L220 160L218 161ZM223 159H224L225 162L222 161ZM238 159L240 161H238ZM134 160L135 161L137 160L136 162H138V163L135 164ZM226 160H228V161L226 162ZM220 162H223V164L221 166H220ZM237 162H239L240 164L237 163ZM132 164H134V165H132ZM200 164H202V165H200ZM204 164H205V166H204ZM176 165H178V167L180 166L179 167V170H180L179 172H181L183 175L186 174L185 176H189V177H190V175L192 176V175L197 173V172H195V171H197L195 169L198 166H199V168L202 167V166L204 168L208 167V170L206 172V174H207L206 179L204 178V180H202L203 185L204 184L207 185V184L213 183V181H215L214 179H216L218 176H221L220 178L218 177V179L220 180V183H217L219 188L221 189L220 192H217V191L211 192L208 189H205L204 190L205 193H198L197 195H195V199H196V196H197V202H192V205L190 204L192 206V209L194 207V210L192 212L195 211V213L198 212L200 216L203 215L202 216L203 218H201L200 220L198 219L199 220L198 222H197V220L194 221V219H196L195 216H197L198 213L197 214L193 213L192 217H194V219H192V221H190L192 217L189 218L188 216H186V214H185L186 212L182 211L183 209L180 210L181 207L178 208V211H180V212L175 215L177 217L173 221L172 220H167L165 222H161L159 219L156 218L157 216H159V212L158 211L155 212V210H154L155 208L158 207V205H156L157 202H159V204L161 206V207L159 206V209L161 208L162 211H169L171 208H172L171 210H174V208L171 206L172 204H170V203L173 202L172 198H169V196H165V195H168L172 189L180 188V182H178V180L180 179L179 172L170 171L171 168H178ZM216 165H219V167H217ZM243 165H246L248 167V168L247 167H245V168H247L246 170H249L250 174L246 175L245 172L242 171V169H244ZM129 166L130 167L131 166L139 167L140 168L139 170H141L142 178H143V175H146V177L148 178V179H145L146 181L144 180L147 183L153 182L154 180L157 179L156 181H157L158 185L154 183V186L157 187V190H159V188H162L163 191L166 190L165 192H163L160 189L159 191H157V194H159V192H161V191L163 193L161 192L160 194H164V193H168V194L163 195V197L161 195V197H160V198H162L161 201L158 199L159 197L156 196L157 197V198L155 197V200H157L156 203H155V200H153V202L151 204H149V205L146 204V202H143L140 199L137 202V199H136L137 197L136 198L135 197L132 198V196L130 195V192H129L130 190L129 189H132V187L129 188V186L126 183H124L125 181L123 182L124 173L126 174V171L128 172L131 169ZM241 167H243V168H241ZM199 168H197V169H199ZM156 169H157V171H156ZM211 169H213V170H211ZM215 169H216V172H220V173H222L224 171L225 172V173H223L224 175L222 176V174H219V173L212 174ZM217 169H218V171H217ZM209 170L212 171V172L210 171L211 174L209 173ZM219 170H221V171H219ZM154 171H156L157 173L155 172L156 175L152 176V174H155ZM170 172H172L171 175L174 177L173 179L175 181H177L176 183L175 182L172 183V184L171 183H169V184L166 183L167 180H169ZM192 173H194V174H192ZM215 174H216V176H215ZM217 174H218V176H217ZM156 176H157V178H156ZM152 177H154V178H152ZM208 178H209L210 181L208 180ZM221 178L223 179V181L221 180ZM163 180H164V182H163ZM205 180H207V182H205ZM158 181H159V183H158ZM160 181H162L161 183H163V185L160 184ZM208 182H210V183H208ZM123 184H125V187L123 186ZM126 186H128V187H126ZM158 186H159V188H158ZM162 186H165V187H162ZM123 188H126V191L122 190ZM98 191L101 192V195H99ZM123 191H124V193H123ZM126 193H127V195H126ZM208 193L212 197V198L210 197L211 199L209 198V196L208 197H204V194L208 195ZM92 195H93V193L91 194V192H89L88 198L89 197L90 198L88 200H90V201L92 200L91 199V198H93ZM198 195H199V197H198ZM218 195L221 197V199L218 197ZM127 196H129V197H127ZM215 196L218 197L219 200L217 198H215V200H216L215 201L213 199ZM164 197H165V199H163ZM97 205L98 204H94L92 206H93L94 209L97 210L99 208V206H97ZM106 205H108L110 207L107 206V208H106ZM146 205L148 206V210H145L146 207H147ZM150 205L153 206V207H151ZM209 207H210V210H209ZM219 207H220V209H219ZM102 208H104V209H102ZM141 208H142V210H144V212L142 210H140ZM207 209H208V212H207ZM149 210L150 211L152 210V211L150 212ZM218 210H219V212H218ZM145 211H147V212H145ZM182 212H185V213H182ZM243 213H245V214L249 213L250 215L252 214V216H254V218L260 217V214H258L257 211L255 212V210H250V211H246V212H243ZM204 214H207L210 217L209 218H205L206 215H204ZM199 215L197 216V218H200ZM118 216H120V218L123 216L122 218H123V220L125 222L123 220H121L122 218L120 219ZM225 217L228 218V220L232 219L231 218V213L226 214ZM183 219H185V220H183ZM156 220H158L160 222H158V221L156 222ZM105 221L103 220L102 222H105ZM128 221L130 223H128ZM135 221L138 223V225H136L138 228L134 225V224H136ZM138 221L143 223L142 224L143 226ZM188 221H189V223H188ZM133 222H134V224H132ZM151 222H153V224H154V222L159 223V224H157V225H159V228H158V226L154 227V225ZM227 223H228V225H227ZM227 223L225 225L226 227L223 226L224 224L223 225L222 224H218L219 229L220 230L222 229L223 231H225L224 229H226L228 227V230H230L233 233L235 232L236 229H238V227L233 225L231 223V221H228ZM151 224H152V227H151ZM132 225H134V226L131 227ZM139 226H140V228H139ZM160 226H161V228H160ZM218 226H217V228H218ZM165 227L166 228L168 227V229L170 228V230L167 231V229ZM223 227H225V228H223ZM157 228H158V230H157ZM155 229L157 230L156 232H155ZM152 232H154V233H152ZM252 232L250 233V235H252V236H255L256 233H257V232H254V231H252ZM152 234H153V236H152ZM226 236H227L228 239H226L227 241H226L225 244H227L229 239H233L232 238L233 234L231 236V234H227L226 233ZM234 238H235V240L233 239V240H231L228 243L230 245H224L225 247L224 246L221 247V249H220L221 252H219V255H218V256H221V258H217V260L220 261L221 264H223V262H224V264H241V262L247 261L248 260L247 258H249V257L257 258L259 262H261L262 264L264 263V252H262V251H264V247L260 246V245H262V243L264 244L263 237L259 238L261 240L259 241V239H258V241L255 243L254 252L250 251L251 256H249L248 253L242 252L241 248L236 246V242H237L238 239L235 236H234ZM232 242H233V244L235 243V246L237 248L234 247L233 244L231 245ZM238 243L242 244V241L238 240ZM257 249H258V251H257ZM243 251H244V249H243ZM230 255H231L232 259L229 258ZM188 258H189V261L192 260L191 257H188ZM188 258L185 259L186 262H189ZM239 259H242V261L239 260ZM226 261H228V262H226ZM147 264H149V263H147ZM197 264H200V263H197Z\"/></svg>",
  "mask_w": 264,
  "mask_h": 264
}]
</instances>
